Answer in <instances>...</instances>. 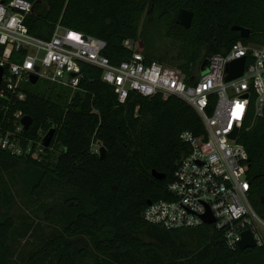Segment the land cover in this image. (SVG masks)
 <instances>
[{
    "label": "trees",
    "instance_id": "16d2710c",
    "mask_svg": "<svg viewBox=\"0 0 264 264\" xmlns=\"http://www.w3.org/2000/svg\"><path fill=\"white\" fill-rule=\"evenodd\" d=\"M28 1L34 5L26 19L32 35L49 39L60 23L103 39V54L113 65L130 58L132 50L124 46L127 39L137 43L147 63L174 66L186 75L205 60L228 53L238 41L259 45L264 39V0ZM181 8L194 14L188 29L176 22ZM233 26L248 29L249 37L242 38ZM161 35L171 48L158 46ZM101 73L83 64L81 90L72 95L56 87L45 93L30 84L26 99L11 109L32 119L23 135L41 141L49 130L54 134L38 159L0 146V206L5 196L3 175L23 163L32 169L27 175L34 195L48 194V185L55 183L73 191L66 197L73 215H66L63 230L32 259L54 253V264H81L89 253L85 246L78 247L79 238L72 237L85 235L103 259L120 264L129 260L132 264H262L258 261L263 248L229 250L222 233L210 226L167 230L144 220L148 201L171 198L167 186L188 150L180 134L186 130L198 134L204 127L197 112L176 96L163 100L131 92L119 103ZM1 116L0 135L13 128L9 122L1 124ZM238 142L248 153L250 203L264 218V112L254 117L251 105ZM95 144L105 148L103 159L93 151ZM153 170L163 178L154 177ZM13 227V218L0 213V264H9L5 255ZM183 230L194 231L186 242L180 237ZM161 233L170 238L174 252L163 249L158 241Z\"/></svg>",
    "mask_w": 264,
    "mask_h": 264
},
{
    "label": "built area",
    "instance_id": "2783aa9c",
    "mask_svg": "<svg viewBox=\"0 0 264 264\" xmlns=\"http://www.w3.org/2000/svg\"><path fill=\"white\" fill-rule=\"evenodd\" d=\"M33 7L28 0H0L1 124L9 122L13 127L0 135V146L35 159L46 148L43 138L47 133L41 141L23 135L25 115L20 110L11 111L16 102L26 99L31 75L37 76L36 83L43 80L72 95L81 90L82 65L89 64L101 70L102 81L113 88L119 103H124L131 92L163 100L176 96L197 112L204 130L180 134L188 150L167 186L171 198L147 204L144 220L167 230L210 226L222 233L232 251L239 248L242 233L248 230L255 246L264 249V220L249 198L248 153L238 142L251 105L254 117L264 112V39L259 45L238 41L228 53L207 61L205 74L201 73L202 64L186 75L174 66L147 63L137 43L129 39L124 46L132 50L130 58L113 65L103 54V39L60 23L49 39L32 35L26 19ZM241 57L245 58L242 75L225 81L226 65ZM100 148L93 145L95 153ZM205 216H211L213 222L205 224Z\"/></svg>",
    "mask_w": 264,
    "mask_h": 264
},
{
    "label": "rangeland",
    "instance_id": "374dc122",
    "mask_svg": "<svg viewBox=\"0 0 264 264\" xmlns=\"http://www.w3.org/2000/svg\"><path fill=\"white\" fill-rule=\"evenodd\" d=\"M145 15L142 23L145 20ZM158 42V46L162 49L171 48L170 41L164 39L162 35ZM138 45H141V43L139 42ZM218 62H215L212 66L213 73H216ZM29 87L48 93L50 89L56 86L39 80ZM28 171H32V169L23 163L12 172L5 173L2 178L1 184L5 196L0 206V213L2 217L11 216L14 221V227L10 235L9 253L5 255V259L9 264H54V253L37 259L32 258L34 253L51 236L59 234L63 230L64 222L67 220L66 215L67 217L73 215L66 202V197L73 194V191L67 186L55 183L48 185L50 189L48 194L39 193L34 195L31 191ZM252 206L255 212L264 220L260 209L257 206ZM192 233H194L193 230H183L180 237L186 242L188 241V234ZM72 238L73 240L79 238L78 247L85 246L89 253L88 258L83 260L81 264H120L110 261L109 257L103 259V256L94 250L85 235ZM144 238L151 241L146 235ZM158 241L163 243V249L167 253L174 252L175 248H171L172 242L167 235H160ZM100 259H103V261H100ZM128 263L132 264V261L129 260Z\"/></svg>",
    "mask_w": 264,
    "mask_h": 264
},
{
    "label": "water",
    "instance_id": "95a60500",
    "mask_svg": "<svg viewBox=\"0 0 264 264\" xmlns=\"http://www.w3.org/2000/svg\"><path fill=\"white\" fill-rule=\"evenodd\" d=\"M194 14L192 11L181 8L176 16V22L181 25L182 27L188 29L191 24H192V20H193ZM232 30L234 31H239L240 36L242 38H248L249 37V30L240 26H233ZM206 64H207V60H205L202 63L201 66V73L205 74L207 72V68H206ZM244 66H245V58L241 57V58H237L235 60H232L231 62H229L226 65L225 68V72H226V76H225V81H230L233 80L239 76L242 75L243 70H244ZM2 74H3V69L0 68V82H1V78H2ZM30 81L32 84H35L37 81V76L35 75H31L30 76ZM32 123V119L30 116H24L22 118V124L24 126V129H28L30 127ZM53 134H54V130L51 129L48 131V133L45 135V137L43 138V146L44 147H48L52 138H53ZM233 138L236 136V133H232L231 135ZM106 155V150L104 147H101L99 150V156L101 159H103ZM152 174L154 177H156L157 179H162L163 175L160 173H157L155 170L152 171ZM151 201H148L147 204H150ZM204 222L205 224H210L213 222V218L211 216H205L204 217ZM255 240L253 238V235L250 231H244L242 233V239L239 242V248L244 250L247 248H255Z\"/></svg>",
    "mask_w": 264,
    "mask_h": 264
},
{
    "label": "crops",
    "instance_id": "0c3cea01",
    "mask_svg": "<svg viewBox=\"0 0 264 264\" xmlns=\"http://www.w3.org/2000/svg\"><path fill=\"white\" fill-rule=\"evenodd\" d=\"M264 252V251H263ZM262 257L259 259V261L258 262H260V263H262V264H264V253H262Z\"/></svg>",
    "mask_w": 264,
    "mask_h": 264
},
{
    "label": "snow or ice",
    "instance_id": "6c2138e0",
    "mask_svg": "<svg viewBox=\"0 0 264 264\" xmlns=\"http://www.w3.org/2000/svg\"><path fill=\"white\" fill-rule=\"evenodd\" d=\"M72 38H73V39H77V40L79 39V37H78V36H75V35H73ZM246 187H247V186H246Z\"/></svg>",
    "mask_w": 264,
    "mask_h": 264
}]
</instances>
